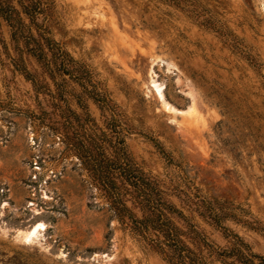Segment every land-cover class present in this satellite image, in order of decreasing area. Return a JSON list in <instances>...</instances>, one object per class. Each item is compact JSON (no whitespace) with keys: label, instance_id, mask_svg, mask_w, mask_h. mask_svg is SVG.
<instances>
[{"label":"rangeland","instance_id":"rangeland-1","mask_svg":"<svg viewBox=\"0 0 264 264\" xmlns=\"http://www.w3.org/2000/svg\"><path fill=\"white\" fill-rule=\"evenodd\" d=\"M40 2L35 24L88 79H51L0 15V264H171L94 172L120 139L209 244L229 241L194 210L201 197L230 203L240 221L223 224L264 256V0Z\"/></svg>","mask_w":264,"mask_h":264},{"label":"trees","instance_id":"trees-1","mask_svg":"<svg viewBox=\"0 0 264 264\" xmlns=\"http://www.w3.org/2000/svg\"><path fill=\"white\" fill-rule=\"evenodd\" d=\"M17 1L19 8L12 0H0V15L11 28V38L16 42L22 41L25 52L36 59L42 71L47 72L51 79H54L55 74H69L77 82L82 77L88 79V70L51 38L46 28L41 31L38 24H35V18L40 12V0ZM24 17L29 20L28 23ZM32 25L35 26V32L31 29ZM15 66L36 88L38 81L35 74L28 71L23 64L15 63ZM97 97H94L96 102L99 101ZM118 137L116 135L117 139ZM103 160L97 162L93 169L113 198L120 222L139 233L153 234L154 238L150 240L152 246L171 264H208L186 242L184 236L209 248L217 258L224 261L231 259L232 264H264V256L254 253L239 234L223 224L226 219L240 221L236 214L228 210L230 203L203 197L195 200L194 210L198 215L219 227L229 241L226 247H214L187 221L182 211L167 200L155 181L133 163L124 150L123 140L115 142L113 157L106 162ZM136 209L139 215L135 212ZM172 215L185 221V229L175 224L171 219Z\"/></svg>","mask_w":264,"mask_h":264},{"label":"bare ground","instance_id":"bare-ground-1","mask_svg":"<svg viewBox=\"0 0 264 264\" xmlns=\"http://www.w3.org/2000/svg\"><path fill=\"white\" fill-rule=\"evenodd\" d=\"M157 89V88H156ZM162 93V92H161ZM161 96V95H160ZM162 97H163V95H162ZM164 99V98H163ZM162 100V99H161ZM164 102V101H163ZM167 106V105H166ZM170 106V105H169ZM194 108V107H193ZM170 109V108H169ZM168 109V110H169ZM195 109V108H194ZM171 110H173V108L171 109ZM173 111H175V110H173ZM196 113V112H195ZM190 114H192V113H190ZM192 115H194V114H192ZM190 119V118H189ZM186 121V120H185ZM43 227V223H41V222H38V223H36V224H34L32 227H30V228H27V230H22V231H20L19 232V234L21 235V237H22V239H23V241H25V242H29L31 239H32V237H33V235L38 231V230H40L41 228ZM38 233V232H37ZM36 233V234H37ZM36 236V235H35ZM36 240V239H35ZM32 241H33V239H32ZM24 242V243H25Z\"/></svg>","mask_w":264,"mask_h":264}]
</instances>
